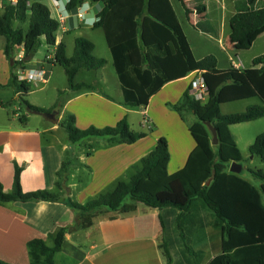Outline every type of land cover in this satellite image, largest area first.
<instances>
[{
    "label": "trees",
    "instance_id": "1",
    "mask_svg": "<svg viewBox=\"0 0 264 264\" xmlns=\"http://www.w3.org/2000/svg\"><path fill=\"white\" fill-rule=\"evenodd\" d=\"M102 1L104 8L94 26L103 28L111 50L113 65L127 107L147 106L149 99L166 83L201 72L208 99L203 102L191 94L193 83L172 107L183 120L187 114L197 118L190 125L196 146L190 152L184 168L170 174L169 144L166 137L158 139L156 147L133 167L129 180H118L112 189L98 194L85 203L66 198L67 204L79 215L96 213L103 209L130 210L129 202L143 203L160 210L164 232L160 245L168 264H264V170L248 168L261 181L258 188L241 174L231 171V163L245 160L230 129L231 125L251 122L264 117V53L252 59L250 67L232 65L218 67L215 54L197 59L184 33L170 0H90ZM85 0H67V9L76 12ZM187 18L194 9L182 0ZM236 12L230 19L233 30L230 41L246 48L253 37L264 30V0H235ZM205 4L195 7L199 14ZM193 23L198 29L212 30L204 21ZM208 23V21H205ZM201 23V24H200ZM205 23V24H207ZM61 23L46 0H4L0 6V36L6 42L4 53L11 63L9 82L29 114L52 112L63 103L58 101L51 109L30 103L27 95L33 83L19 79V71L30 67V62L44 42L54 52L50 61L65 69L69 89H92L86 82H76L81 69L97 70L107 59L94 54L95 43L85 36L75 39L73 54L68 56L67 43L57 41ZM44 40V41H43ZM24 51V58L17 54ZM64 91L60 92V96ZM258 98L242 112L222 113V104ZM11 103V102H10ZM26 122L27 115L20 116ZM76 117L67 115L60 125L72 143L88 137H104L110 144H133L147 136L135 131L124 116L116 125L81 129ZM211 121L218 132V145L205 125ZM252 155L264 160V132L259 133L249 149ZM12 191H6L0 181L1 201H54L61 194L41 189L24 192L21 184L23 166L15 163ZM70 162L65 161L58 171L57 187L68 188ZM67 228L59 231L54 246L44 239L28 242L32 252L45 257L44 264H56L55 255L66 240ZM176 256V259L174 258ZM0 264H12L0 259Z\"/></svg>",
    "mask_w": 264,
    "mask_h": 264
},
{
    "label": "crops",
    "instance_id": "2",
    "mask_svg": "<svg viewBox=\"0 0 264 264\" xmlns=\"http://www.w3.org/2000/svg\"><path fill=\"white\" fill-rule=\"evenodd\" d=\"M170 1L197 59L212 53L217 56L220 69H228L232 65L247 68L255 56L264 53V48L261 53L255 52L257 46L264 47V30L253 37L249 48L230 41L233 30L230 19L236 12L235 0H184L194 9L190 15L191 20L187 18L182 0ZM3 2L4 0H0V6ZM48 4L57 18L67 7V2L61 1L55 4L49 0ZM83 4L85 19L75 15L76 12L69 14L59 28L62 35L59 36L57 32L58 42H66L67 34L74 31L78 32L76 37L85 36L92 40L91 34L99 29L94 24L104 3L85 0ZM202 4L206 6L205 12L199 14L195 7ZM201 20L204 21V26L211 25L212 30L198 29L192 23H199ZM5 42V38L0 36V84L3 85L9 82L11 76V63L4 53ZM44 45L47 56L38 58L37 52L29 68L43 67L49 74L50 67L55 64L50 61L54 53H49L51 48L46 43ZM109 52L112 57L111 50ZM198 77H202L201 72L168 81L149 99L147 106H141L144 122L146 120L148 124H153V127L147 126L151 132H146V137L133 144L100 141L91 151L75 150V143L69 140L68 134L61 136L59 132L64 128L60 122L67 115L73 114L77 125L87 128L97 124V121H101L103 126L117 124L139 107H127L123 95L122 99H113L93 89L65 91L67 98L63 105L52 111L56 113L58 122L46 117L48 123L28 126L35 118L34 114H28L26 122H22V114L17 112L19 107L15 111L8 107L9 102L18 99V94L11 87L0 86V181L5 190L13 189L17 162L23 166L21 184L24 192L47 189L61 194V198L54 201L0 200V259L12 264H44L45 257L32 252L28 242L41 238L47 245L54 246L59 231L67 228L65 243L55 255L56 264H168L160 248L164 232L159 209L149 206L141 209L139 203L128 201V211L105 209L107 211L100 210L79 217L67 204L66 198L76 196V201L85 203L91 197L112 189L118 180H129L133 167L156 147L160 137H166L169 144L170 161L167 171L174 174L184 168L190 152L196 146L195 140L190 137V126L188 133H165L160 126L165 119L159 113L173 117L176 114L181 118L172 105L182 98ZM101 80L106 82L103 73ZM1 92L8 93L4 95ZM178 117H175V122ZM69 149L72 151L71 158L77 162L74 170L70 171L68 188L61 191L57 187L58 171L65 161L71 160L66 156Z\"/></svg>",
    "mask_w": 264,
    "mask_h": 264
},
{
    "label": "rangeland",
    "instance_id": "3",
    "mask_svg": "<svg viewBox=\"0 0 264 264\" xmlns=\"http://www.w3.org/2000/svg\"><path fill=\"white\" fill-rule=\"evenodd\" d=\"M49 0H46L48 2ZM62 3H66L67 0H61ZM62 30L59 29L58 35H62ZM78 35V32L74 31L69 34H67L66 42H67V54L68 56H71L73 54L74 48H75V38ZM4 38V37H3ZM92 40L95 42L96 48L94 51L95 56L97 57H104L107 59V64L101 68V69H95V70H87V69H81L80 72L75 78L76 82H86L88 85H92V89L95 90L97 93L111 97L113 99H122V88L121 83L119 81V78L117 76V73L115 71L114 65H113V59L109 52V45L106 39L105 31L103 28H99L98 30L94 31V34H91ZM262 46H257L254 50L255 52L261 53L262 52ZM49 53H54L53 51H50ZM47 56V48L44 45V42L39 47L37 57L43 58ZM105 74L106 82L101 80V75ZM49 78L48 83L41 84L38 83L37 85L34 84L31 91L24 95V98L37 106H44L46 109H51L55 104L58 103L60 100L61 103H64L65 99L67 98L66 92H70L69 84H68V77L65 72V69L62 65L59 63H55L53 66L50 67L49 71ZM103 77V76H102ZM90 88L84 87L82 91H88ZM64 91L63 94L60 96V92ZM66 91V92H65ZM81 91V90H80ZM79 92V91H78ZM2 94H7L8 92H1ZM65 93V94H64ZM70 96V95H69ZM259 102L258 98H251L247 100L242 101H233L228 102L224 105H222V112L224 114L232 113V112H242L244 111L250 104ZM8 107L15 111L19 107V110L17 112H20L22 115L26 114L28 115V111L26 106L22 103V100L19 98L13 101L12 103H8ZM141 108L139 107L135 109L132 113L129 114L128 120L131 124V127L135 131H144V132H151L147 126H152L153 124H148L147 121L144 122V116L141 113ZM156 108V107H155ZM157 112H160L159 109H155ZM162 119H165L160 126H162V130L165 133L173 134L175 132L180 131H188V126L193 124L195 121H197V118L194 114H187L186 119L183 120L182 118L178 117V115L175 114V116L167 115L166 113H159ZM33 120H31L28 123V126H40L41 124L48 123L46 122V117L43 114H34ZM175 117H178L175 122ZM124 118V117H123ZM178 119L180 122H178ZM181 119V120H180ZM19 121V119H18ZM99 124V125H97ZM97 124L91 125V126H97L99 128L105 127V126H114L113 125H105L103 126L101 121H97ZM77 125V123H76ZM78 126V125H77ZM81 129L80 126H78ZM90 127V126H89ZM88 128V127H87ZM230 129L232 130V133L234 134V137L238 143L239 149L242 153V156L245 160L244 162V172H242V176L245 179L250 180L252 183H254L258 188L261 186V181L259 179L254 178L248 171V168L253 169H262L264 170V160L261 159V156L258 155H252L249 151L250 146L255 142V139L259 133L264 132V117L259 118L257 120L246 122L242 124H235L231 125ZM61 136L65 137L67 136V132L64 129H61L60 132ZM188 133V132H187ZM190 133V132H189ZM190 135V134H189ZM192 139V136H190ZM106 138L104 137H88L83 139L81 142L77 144H73L75 150H89L91 151L93 148L97 147V145L100 143V141H104ZM47 143V142H45ZM218 145V144H217ZM216 146V145H214ZM74 150V151H75ZM71 150L69 149L66 153L67 159L70 162L69 169L74 170V166L77 162L76 159L71 158ZM178 155V154H177ZM70 174V173H69ZM87 175V172H86ZM66 193L68 190L66 189ZM73 200H77L76 196L72 197ZM93 198V197H91ZM139 206L142 208H148L145 204L139 202ZM103 211H107L103 209ZM162 251V250H161ZM163 258L164 253L162 251ZM176 259V256H174ZM165 259V258H164Z\"/></svg>",
    "mask_w": 264,
    "mask_h": 264
},
{
    "label": "built area",
    "instance_id": "4",
    "mask_svg": "<svg viewBox=\"0 0 264 264\" xmlns=\"http://www.w3.org/2000/svg\"><path fill=\"white\" fill-rule=\"evenodd\" d=\"M12 3H16L18 0H10ZM33 1V0H29ZM55 4H58L61 0H52ZM84 4L80 5L77 8L75 15H77L81 19H85V12L84 10ZM69 14H72L71 11L67 9V7L64 8V13H60L58 16V19L60 23H64L67 19V16ZM17 58L19 60H22L24 58V51L21 50L17 54ZM48 72L46 68L43 67H34V68H28L25 70L19 71V79L20 80H26L28 82H32L33 84H37L39 82L46 83L48 81ZM191 94L196 97V99L205 102L208 99V93L206 89V85L204 82V79L202 77H198L193 81V87L191 90ZM146 121V120H145Z\"/></svg>",
    "mask_w": 264,
    "mask_h": 264
},
{
    "label": "water",
    "instance_id": "5",
    "mask_svg": "<svg viewBox=\"0 0 264 264\" xmlns=\"http://www.w3.org/2000/svg\"><path fill=\"white\" fill-rule=\"evenodd\" d=\"M45 117L58 122V118L56 117V113L55 112H47L43 114ZM205 125L208 127V129L210 130L212 136H213V144L217 145L219 143V139H218V132L217 129L215 128L214 125H212L211 121H205L204 122ZM231 171L235 172L237 174H241L244 171V165L242 163H239L238 161H233L231 163Z\"/></svg>",
    "mask_w": 264,
    "mask_h": 264
},
{
    "label": "clouds",
    "instance_id": "6",
    "mask_svg": "<svg viewBox=\"0 0 264 264\" xmlns=\"http://www.w3.org/2000/svg\"><path fill=\"white\" fill-rule=\"evenodd\" d=\"M85 7H87V5H85Z\"/></svg>",
    "mask_w": 264,
    "mask_h": 264
}]
</instances>
